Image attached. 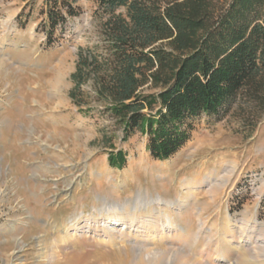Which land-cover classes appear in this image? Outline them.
I'll return each instance as SVG.
<instances>
[{
  "label": "rangeland",
  "instance_id": "1",
  "mask_svg": "<svg viewBox=\"0 0 264 264\" xmlns=\"http://www.w3.org/2000/svg\"><path fill=\"white\" fill-rule=\"evenodd\" d=\"M77 5L49 43L46 0H0V264H264V112L203 115L154 158L92 82L70 97L78 51L102 43L98 6Z\"/></svg>",
  "mask_w": 264,
  "mask_h": 264
},
{
  "label": "trees",
  "instance_id": "2",
  "mask_svg": "<svg viewBox=\"0 0 264 264\" xmlns=\"http://www.w3.org/2000/svg\"><path fill=\"white\" fill-rule=\"evenodd\" d=\"M79 1L46 0L49 43ZM94 2L102 43L78 51L70 97L83 107L81 87L92 82L123 140L140 131L150 154L166 160L203 115L235 108L256 125L264 112V0ZM108 159L118 169L127 161L123 149Z\"/></svg>",
  "mask_w": 264,
  "mask_h": 264
},
{
  "label": "bare ground",
  "instance_id": "3",
  "mask_svg": "<svg viewBox=\"0 0 264 264\" xmlns=\"http://www.w3.org/2000/svg\"><path fill=\"white\" fill-rule=\"evenodd\" d=\"M161 200V196H158V197H156V198H152V200H147V201H145V204L146 205H148V206H150V205H152L153 203H159V201ZM139 201L141 202V203H143L144 201H141V198L139 197ZM113 209L115 210V211H119V210H121V209H123V206H113ZM114 211V212H115ZM170 223H172V221H170ZM184 229L182 228V230L181 231H179V233L177 234V235H179V236H184ZM148 253V252H147ZM163 254L164 253H161V254H154V256H151V255H147V256H145L144 258H143V260H145V261H147V262H151V261H153V260H155V259H157V258H162L163 257ZM165 255V254H164ZM182 262V264H185L186 262H185V260L183 261H181ZM151 264V263H150Z\"/></svg>",
  "mask_w": 264,
  "mask_h": 264
}]
</instances>
